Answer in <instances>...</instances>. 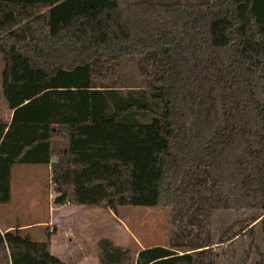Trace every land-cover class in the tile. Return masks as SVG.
Listing matches in <instances>:
<instances>
[{
	"label": "trees",
	"instance_id": "16d2710c",
	"mask_svg": "<svg viewBox=\"0 0 264 264\" xmlns=\"http://www.w3.org/2000/svg\"><path fill=\"white\" fill-rule=\"evenodd\" d=\"M0 55V203L40 165L57 205L169 208V246L101 238L99 264H223L238 234L264 264V0H0ZM28 229L0 264H65Z\"/></svg>",
	"mask_w": 264,
	"mask_h": 264
},
{
	"label": "rangeland",
	"instance_id": "374dc122",
	"mask_svg": "<svg viewBox=\"0 0 264 264\" xmlns=\"http://www.w3.org/2000/svg\"><path fill=\"white\" fill-rule=\"evenodd\" d=\"M3 68L4 61L0 55V117L9 119L11 111L2 93ZM129 72L130 77H133L135 74L133 64ZM54 197L49 168L40 165L14 167L12 201L8 204L10 216L7 218L10 217L12 224L14 219L21 221L24 219L35 240H46V230L53 229L55 235L52 238V252L65 264H99L97 242L101 238H110L116 244L131 247L134 251L153 245L170 244L174 225L169 208L120 207L116 214L104 207L60 206L54 203ZM235 220L234 212L214 213L211 226L216 240ZM263 228L264 224L257 227L256 241L260 251L264 253ZM248 249H250L248 238L239 234L215 245V251L219 253L224 251L223 264H241ZM251 253L248 264H258L259 252L254 248Z\"/></svg>",
	"mask_w": 264,
	"mask_h": 264
},
{
	"label": "crops",
	"instance_id": "0c3cea01",
	"mask_svg": "<svg viewBox=\"0 0 264 264\" xmlns=\"http://www.w3.org/2000/svg\"><path fill=\"white\" fill-rule=\"evenodd\" d=\"M11 187H12V180H11ZM11 201H12V199H11ZM10 202L0 203V231L3 234L5 232L13 229L17 225H19V229H26L28 227L24 219L22 221H21V219H14L13 224L10 223V221H11L10 217H9V219L7 218V216H10V214H8V212H9L8 204Z\"/></svg>",
	"mask_w": 264,
	"mask_h": 264
}]
</instances>
